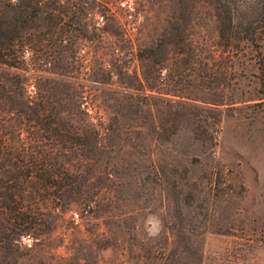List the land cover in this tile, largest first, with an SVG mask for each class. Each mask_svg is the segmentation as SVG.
<instances>
[{
  "label": "rangeland",
  "instance_id": "374dc122",
  "mask_svg": "<svg viewBox=\"0 0 264 264\" xmlns=\"http://www.w3.org/2000/svg\"><path fill=\"white\" fill-rule=\"evenodd\" d=\"M1 45L0 137L66 174L0 165V264H264V0H0Z\"/></svg>",
  "mask_w": 264,
  "mask_h": 264
},
{
  "label": "trees",
  "instance_id": "16d2710c",
  "mask_svg": "<svg viewBox=\"0 0 264 264\" xmlns=\"http://www.w3.org/2000/svg\"><path fill=\"white\" fill-rule=\"evenodd\" d=\"M225 35L222 34V37ZM228 39V36L224 37ZM228 41V40H227ZM229 46V44H228ZM233 47V46H232ZM8 47L7 46H0V64H5L7 66L16 67V62L12 61V58L10 54L8 53ZM259 69H260V81L263 84L264 83V62L262 59H260L259 63ZM38 94V92H36ZM39 95V94H38ZM41 96V93H40ZM81 95H78L74 93L70 98L68 99L72 102L71 108H64L61 110V112H58L57 120L58 123L62 122L64 119H70L72 117H75L77 114L81 112L80 110V102L79 99ZM25 106L29 109V111L32 113L33 116H29L27 119L29 121V125L39 124L43 121H47L50 118L45 114L43 102L39 101L38 98L35 95L32 94H26L25 95ZM56 133H54L52 141L55 139L56 141H59V144L62 146L64 145V142L62 140L64 134L60 132L59 130H55ZM101 137V133L98 132V130L91 132L90 134H86L85 132L79 131L78 128L74 129L72 133V142L79 143L80 141H87L91 138V141L99 142V138ZM46 138V137H45ZM58 138V139H57ZM49 139V138H46ZM36 144L32 147V149L36 148ZM65 147V146H64ZM31 150L29 147V143H15V142H6L3 138L0 137V165L5 167L11 168V169H18L19 174H15L12 178V190L17 191V188L27 181V179L32 178H42L43 180H47L48 183L53 185L61 186L64 180V174H66V171L63 172H56L55 168L52 167V163L48 162V157L46 155L42 154L40 151ZM88 149V148H86ZM90 151V150H89ZM88 155V153L85 154V156ZM8 201L1 202L4 204L5 208L8 209L10 212L17 214H23L25 213V208L23 203L20 201L21 196L18 195L16 192H9L7 195ZM19 205V206H18ZM21 215H19L21 217ZM27 225V224H26ZM29 228L31 226H24L23 230L25 233H29Z\"/></svg>",
  "mask_w": 264,
  "mask_h": 264
}]
</instances>
